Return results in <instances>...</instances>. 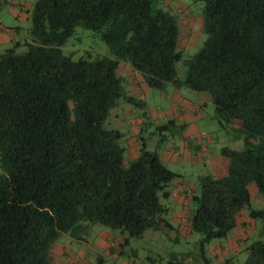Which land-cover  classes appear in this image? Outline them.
I'll list each match as a JSON object with an SVG mask.
<instances>
[{
	"label": "trees",
	"instance_id": "16d2710c",
	"mask_svg": "<svg viewBox=\"0 0 264 264\" xmlns=\"http://www.w3.org/2000/svg\"><path fill=\"white\" fill-rule=\"evenodd\" d=\"M198 1L206 3L207 37L192 55L179 14L158 0H37L27 10L28 36L0 48V264H56L61 236L84 241L95 223L128 232L120 247L147 229L173 227L162 198L180 174L146 143L126 165L122 132L105 125L121 99L144 104L126 95L121 63L149 87L208 92L221 127L244 141L241 149L222 148L224 176L208 174L199 190L184 191L193 210L182 221L201 234L196 253L158 264H264V209L252 207L250 189L255 183L264 196V0ZM78 28L97 33L111 55L65 54ZM170 124L186 125L170 119L160 128ZM245 207L262 223L243 249L246 260L215 262L206 245L228 238Z\"/></svg>",
	"mask_w": 264,
	"mask_h": 264
},
{
	"label": "rangeland",
	"instance_id": "374dc122",
	"mask_svg": "<svg viewBox=\"0 0 264 264\" xmlns=\"http://www.w3.org/2000/svg\"><path fill=\"white\" fill-rule=\"evenodd\" d=\"M12 2H21L23 0H8ZM31 2V8L37 0H27ZM159 5L174 14H179L182 42L186 44L185 54H195L204 45L206 33L204 32L205 5L204 1L198 0H158ZM20 10V6H16ZM0 25L6 32L8 27H20L19 38H14L0 46L1 49L10 47L17 39L24 40L31 27V21L22 20L15 15H11L6 4L0 5ZM65 54L70 55L77 60L85 51H92L93 54L111 55L109 46L101 37L90 30L78 28L74 36L69 38L67 44L63 47ZM179 76H185L186 68L179 64ZM122 72H124L122 70ZM125 73V72H124ZM124 88L127 96H133L136 100L142 101L144 106H139L136 102L125 101L121 99L117 107L113 108L106 120V127L117 129L122 132L121 144L126 148L125 164L135 158V151L140 153V148L146 143L147 148L155 151L164 165L175 173L180 174L176 179L183 185H188L193 190H199L200 179L208 174L224 176L227 173L228 160L222 154V148L229 146L241 149L244 147V141L237 137V130L221 127L215 118V109L211 102V95L208 92L194 91L188 88H177L173 84H166L163 88H152L147 84H142L144 92L141 94L133 91L134 84L131 82V74L125 77ZM186 96L187 98H184ZM201 104V114L195 118V124L200 133H205V137L197 139L206 150L193 149L192 155L181 152L180 156L172 157V160H166L165 151L176 150L178 145L184 142L185 129L179 126L169 125L162 129L161 126L168 124L171 117L177 121V125L183 123L180 116L174 111L175 107H182L189 103L188 100ZM183 102L184 104H182ZM143 114L147 112L145 124L139 128L133 125L135 113ZM171 115V116H170ZM184 150V149H183ZM174 154V153H173ZM227 162V163H226ZM227 165V166H226ZM252 207L254 209H264V196L259 192L255 183H251ZM164 204L172 203L170 211L166 214L167 218L175 224L173 215L179 210L177 205L170 198H162ZM193 210V205L187 210L189 216ZM250 209L245 207L239 216V222L243 217L250 218ZM254 227L250 229V237L244 242L242 252L235 256L239 263L246 260L247 253L243 250L260 233L262 223L254 220ZM241 226V225H239ZM251 228V227H250ZM249 229V226H248ZM86 240H72L64 234L58 240L53 249V261L56 264H66L68 260L75 261L77 264H98L102 256L104 264H158L160 261L166 262L178 253H196L199 248L201 234L193 232L188 236L179 234L176 229L164 226L161 229H147L142 237L130 239V243L120 247L119 242L123 238L129 237L128 232L114 230L105 225L95 223L86 236ZM222 240L214 242L221 243ZM118 243L117 251L113 252L110 248L104 246V242ZM212 243V242H211ZM211 243L206 245L207 254L213 256L210 252ZM63 248H60V246ZM151 258V259H150ZM216 262L217 259H214Z\"/></svg>",
	"mask_w": 264,
	"mask_h": 264
},
{
	"label": "crops",
	"instance_id": "0c3cea01",
	"mask_svg": "<svg viewBox=\"0 0 264 264\" xmlns=\"http://www.w3.org/2000/svg\"><path fill=\"white\" fill-rule=\"evenodd\" d=\"M31 2H28L27 0H23L21 2H12L7 5L8 11L11 13V15H15L17 18L22 20H28V11L31 9ZM16 6H20L21 9L17 10ZM18 27L14 26V29L12 27H8L7 31L5 32L3 27L0 25V46L14 38H19V32L17 31ZM122 70L125 72H122ZM120 73L124 77H126L128 74H131V82L134 84V89L138 94H141L144 92V87L142 84H146L139 72L133 69V67L127 63H121L120 66ZM184 98H187L186 96H183ZM189 103L184 104L182 107L178 106L175 107L174 113L177 116H180V119L183 123H185V135L184 142L181 144L184 145H178L175 148L176 150L170 149L169 151H165V157L166 160H172V157L176 158L177 156L181 155V152H184L187 155H192L193 149L196 150H206V147H204L200 142L197 141L199 137H205V133H200L197 126L193 124L195 118H199L202 108L201 104L195 101L188 100ZM201 105V106H200ZM134 112L136 117H133V125L136 128H139L141 124H145V118L139 113H136L134 110L131 109V113ZM171 116V115H170ZM171 119H174V117H171ZM184 149V150H183ZM174 153V154H173ZM139 153L137 151L134 152L133 157H138ZM228 160V159H227ZM229 162V161H228ZM227 163V162H226ZM228 165V164H227ZM226 165V166H227ZM188 185H183L180 180L175 179L173 183L170 186V199L177 205L179 210L173 215V218L176 221L177 227L175 224L169 219L173 227H170L172 229H176L179 232V234L183 236H188L191 234L189 231L188 226H186L182 218L189 216L188 209L191 206V200L188 196L185 195L184 191L186 188H188ZM191 188V187H190ZM172 203L167 204L169 208H171L173 205ZM170 211V210H169ZM240 220V219H239ZM254 220L251 218L243 217L241 222H239V226L236 227L231 235L222 240V242H212L210 245V252L213 256L217 257V260H221L225 257H229L228 255H231V253H234L233 255H238L242 252V246L244 242L250 237L251 231L250 229H253L254 227ZM249 226V229H248ZM251 227V228H250ZM104 246L107 249H112L110 246L109 241L104 242ZM60 248H63L61 245ZM82 262H79V264ZM66 264H77L75 261L68 260Z\"/></svg>",
	"mask_w": 264,
	"mask_h": 264
},
{
	"label": "built area",
	"instance_id": "2783aa9c",
	"mask_svg": "<svg viewBox=\"0 0 264 264\" xmlns=\"http://www.w3.org/2000/svg\"><path fill=\"white\" fill-rule=\"evenodd\" d=\"M185 191H186V195H191V193H192V190L189 188H186ZM182 220L186 221V217H183Z\"/></svg>",
	"mask_w": 264,
	"mask_h": 264
}]
</instances>
